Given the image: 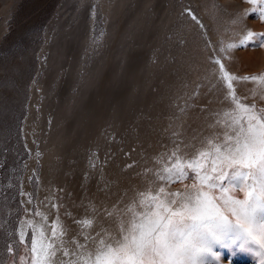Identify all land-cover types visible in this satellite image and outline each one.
<instances>
[{
	"label": "rangeland",
	"instance_id": "obj_1",
	"mask_svg": "<svg viewBox=\"0 0 264 264\" xmlns=\"http://www.w3.org/2000/svg\"><path fill=\"white\" fill-rule=\"evenodd\" d=\"M104 1L108 3V7H105ZM241 1L248 5L241 9L248 22H241V33L236 43L248 38V33L251 32L252 44L228 50V57L223 61L233 75L259 77L264 75V43L257 47L255 42L256 34L264 35V20L259 18L264 2ZM60 2L61 0H20L16 10L7 18L0 13V264H21V259L29 256V247L19 243L21 232L25 234L26 240L30 237L38 238L40 231H44L47 238L51 235L53 225H56L59 234L61 222L66 226H73L75 221L87 218L96 221L94 230L96 225L98 229L109 228L105 210L115 213L117 209L113 205L127 204L139 192L147 191L151 170L155 168V161L160 156L173 152L177 143L181 145L180 155L185 151L191 155L193 145L196 149H201L204 142L215 134L222 136L224 128L215 124L217 119L226 120L229 114L245 115L244 104L255 103L258 108H264V80L242 82L235 86L236 95L242 102L239 113H236L232 111L234 105L227 98L223 84L215 79L218 69L210 60L213 56H220V46L217 44L218 33L221 32L218 11L212 12L214 16L208 27L210 32L216 33L214 40L208 35L202 39L199 35L191 36L195 38V51L187 52L189 59L185 63L180 58L182 56L178 47L176 48L177 45L182 47L179 43L181 39H175L176 43L171 40L174 43L170 46L168 60L175 57L173 61L165 62L166 56L162 55L163 59L159 60L158 66L144 74L141 56L146 57L155 47L149 37L155 31V25L151 28L152 32L148 28L141 30V0H123L119 6V0H93L94 5L90 9L93 49L91 54L85 53V60L90 65L85 70L89 72L99 63L105 67L98 72V83L94 86H97L95 93L98 95H102L104 83L110 87L108 95H127L132 91L130 89L139 75L137 81L140 86H147L145 94H142L144 104L140 108L141 125L119 130L113 139L109 132L102 131L101 124L98 125L96 119H103L110 112L111 105L115 109L118 103L122 104V101H111L109 98L110 108L103 109V99L98 101V107H95L98 116L94 114V123L89 121L85 127L81 124L88 114L81 105L80 113L74 115V112H69L70 116L66 119L65 129L60 137L55 139L51 134L43 135L40 122L44 91L42 85H47L49 72L42 78L35 93L32 84L40 68L41 49L47 42L45 27ZM162 5L159 6L157 17L161 14L159 11ZM154 19L155 16L152 17ZM149 21L150 18H146L145 23ZM209 42L211 45L207 47ZM48 49L47 54H43L45 62V55H49ZM97 49L99 50L96 51ZM163 51L165 52L164 48ZM249 55L253 56L248 57ZM104 57L106 58L103 59ZM79 59L81 60V56ZM104 60L107 62H103ZM176 60L175 65L172 64ZM155 62L157 61L153 63ZM75 64L70 74L72 77L76 76L73 73ZM167 67L172 71L171 74H165ZM82 71L84 72L83 69ZM161 75L163 76L157 77ZM68 88L70 89L67 85ZM69 94L64 95L67 100L70 98L73 102L81 95L78 104L83 103L82 88H77L73 95ZM178 100L185 103L176 105ZM137 109L139 108L135 111ZM132 118L121 112L118 113L116 122L129 124L133 121ZM175 122L177 125L173 126L171 123ZM45 124L47 128L53 125L51 115L47 117ZM114 124L117 126L115 122ZM76 127L80 129L74 133ZM138 136H141V141L134 144V139ZM107 138L109 143L103 144L102 141ZM53 142L60 143L62 149L56 155H49L48 150ZM97 143L98 147L95 146ZM184 144L188 145L187 149ZM105 147H112L113 150L106 152ZM85 159H88L89 170L102 166L112 176L101 175L95 178L86 166H82ZM186 162V159L182 161ZM129 165L132 167H128ZM119 168L121 172L117 171ZM115 171L119 175L115 174L113 177L114 173L111 172ZM188 176L191 178L186 179L184 184L200 183L195 172L188 170ZM95 184L99 185L96 190ZM184 184H174L168 190L183 191ZM158 187V184H152L153 190ZM87 189L88 194L85 195ZM216 194L219 195V192ZM232 194L236 198H243V193ZM29 199L32 203L26 204L25 201ZM54 204L59 207H52ZM32 208L39 214L33 215ZM85 231L87 233L88 229L85 228ZM9 245L13 247L12 252L8 251ZM246 248L248 250L231 256L227 264H261L264 249L256 243H249Z\"/></svg>",
	"mask_w": 264,
	"mask_h": 264
},
{
	"label": "snow or ice",
	"instance_id": "obj_2",
	"mask_svg": "<svg viewBox=\"0 0 264 264\" xmlns=\"http://www.w3.org/2000/svg\"><path fill=\"white\" fill-rule=\"evenodd\" d=\"M191 18L200 24L195 15ZM259 18L264 20V11ZM252 37L249 32L227 50L250 46ZM261 43L264 35L256 34L255 46ZM210 62L218 69L215 79L223 84L232 111L239 113L242 102L235 86L264 80V75H233L221 58L213 56ZM243 111L245 115L217 119L215 124L224 128L222 136L215 134L201 149L193 145L191 155H180L177 143L173 152L160 156L147 191L127 204L113 205L115 213L105 210L109 228L94 232L96 221L88 219L75 221L83 227L71 235L64 226L58 234L56 225L47 238L40 231L38 238L26 240L21 232L19 243L29 247L21 264H227L231 256L248 250L249 243L264 249V108L251 103L244 104ZM188 170L196 173L199 184H184L191 178ZM177 183L184 184L183 191L168 190ZM152 184L159 187L153 190ZM232 193H243V198ZM31 212L39 214L35 208ZM8 251H13L11 245Z\"/></svg>",
	"mask_w": 264,
	"mask_h": 264
},
{
	"label": "bare ground",
	"instance_id": "obj_3",
	"mask_svg": "<svg viewBox=\"0 0 264 264\" xmlns=\"http://www.w3.org/2000/svg\"><path fill=\"white\" fill-rule=\"evenodd\" d=\"M19 1L20 0H0V13L5 14L7 18L16 10ZM121 1L123 3V0H119V2H117L118 6ZM103 4L106 7L108 3L104 1ZM161 4H163L161 7V11H159L161 12V14L157 17V12ZM93 5V0H61L55 13L53 14L52 18L45 27L47 42L44 48L41 49L40 68L37 77L32 84L33 93H35L36 88L39 86V84H41L42 78L46 74L48 75L49 72V81L47 85H42L44 91L43 103L41 106L42 116L40 117V122L43 128V135L50 136L51 134V137H55V139L56 137H60V135H62V132L65 129L66 119L68 118V116H70L69 112H74V115L76 113H80L81 110L79 108L81 105H83L85 111H87L88 113L86 114V116H84V120L81 124H83L85 127L86 123L89 121L94 123V114H96V117L98 116L97 110H95V107H98V101L103 99V109L110 108L109 98L111 99V101H122V104L120 105V103H118L115 109H113V105H111L112 109L110 108V112H108L107 115H104L103 119L99 121L96 119L97 124H101L100 127H102V131L109 132L110 137H112L113 139L115 134L119 130H127V128H136L141 125L142 118L140 108L143 107L144 104L142 94H145L147 86H140L137 81L139 75H137V77L135 78L136 81L130 89L132 91H129L127 95H108L110 87L107 83H104L102 85V95H98L97 93H95L97 86H94L98 83V72L102 71L105 67L103 66V64L99 63L95 65L96 70L94 68H91L89 72H86L85 70L87 69V67H90V65L88 66V62L85 60V53L91 54V51L93 49L91 45L92 15L90 11ZM247 6V3L241 0H141V30L143 28H148L150 32H152L151 28L155 25V31H153L149 35L151 41L155 43V47L152 49V52L149 53L146 57L142 58L141 56V67L143 68V71L145 70L144 74L145 72L149 73L153 71L156 68V65L158 66V63H160L159 60L163 59L162 55L166 56L164 60L165 62L166 60L168 63L173 61V59L175 58L174 57L172 59L171 55L173 54L170 55V60H168V58L169 53L171 52L170 46H173V41H175V39H181L179 43L182 44V47L177 45L176 48L178 47V51L179 53H181L182 56L180 58H183L184 63L189 59V57L186 56L187 52L189 53L190 51H195V38H192L191 36L199 35L200 39H202L208 35L211 39H215L216 33L210 32L208 28L210 26V23H212V18L214 16L212 14L215 13L213 11H218L217 17L220 18L219 26L221 25V32L218 33L219 38L217 41V44L220 46L219 52L220 48L223 47L226 49L228 44L236 43V39L241 33V22H243V20H247L248 22V18L246 17L245 19L244 17L246 15H244V13L241 11V9H245ZM262 11H264V6ZM192 15H195L197 17L203 27H201L200 24H197V22L191 18ZM153 16H155L154 20H152ZM146 18H150V21L145 23ZM189 37H191V39H189ZM213 42L216 43V41ZM210 43L211 42L207 44V47L211 45ZM166 45L168 47H166ZM160 48L162 49L159 50ZM163 48L165 49V52L163 51ZM47 49L49 50V55H45V62L43 60V54H47ZM98 50L99 49H97L96 51ZM178 51L176 50V53ZM202 51H204V49H202ZM227 51L228 50L226 49L225 52H220V56H218L222 59V62H225L223 61L224 58L228 57L226 55ZM232 54L233 53L231 52V55ZM257 55L258 53L256 54V56ZM80 56L81 60L79 59ZM251 56L253 55H249L248 57ZM262 57H264V54H262ZM105 58L106 57H104L103 59ZM154 61L157 62L153 63ZM76 62H78L77 66L75 64ZM103 62H107V60H104ZM175 62H177V60L174 61L172 64L175 65ZM74 64L76 68H74L73 73L76 76L72 77L70 76V74L73 70L72 67ZM82 69L84 70V72L82 71ZM168 69L169 68L167 67V69L164 70L167 71L165 73L166 75L171 74L172 72H170V69ZM162 76L163 75L157 77ZM106 81L108 82L107 78ZM67 85L70 87V89H67ZM77 88H82L84 93V95L82 94V98L84 99L82 104H78L80 102L81 95L78 98H75L73 102H71L72 100L70 98L69 100H67L66 97L69 93V95H73V93L77 91ZM64 95H66V98L64 97ZM178 103L184 104L185 101L181 102V100H178L176 105H179ZM136 108L139 109L135 111ZM121 112L127 113L129 116H132L133 121L129 124L116 122L118 120L117 115ZM101 114H103V112H101ZM49 115H51L52 117L53 125L47 128L45 121ZM178 117H180L181 119V115H179ZM114 122L117 126H115ZM171 124L174 126L177 125V122ZM78 129L80 128L78 127ZM78 129L76 127L73 132L76 133ZM140 141L141 136H138L134 139V144H138ZM102 143H109V139H104ZM98 144L99 143H97L95 146L98 147ZM118 144L119 147H121V144ZM61 149L62 148L60 147V143L57 142L56 144H54L53 142V146L50 147L48 153L49 155H56ZM104 150L106 152L109 150L112 151L113 148L111 147V149H109L105 147ZM32 165L33 163L31 162V166ZM82 166H86L85 168H87L88 172L92 173L95 178L101 175H106L109 177L112 176V174L110 176V171L107 172L100 164L99 166H101V168L97 167L94 168V170H89L88 159H85L82 162ZM117 171L121 172L120 168ZM117 171L111 172L114 173L113 177L119 175L117 174ZM97 186L99 185L95 184L94 189L97 188ZM106 186L104 187L106 188ZM86 194H88V189L85 195ZM106 205L107 203H105V206ZM88 219L89 218L85 220ZM62 225L70 230L69 235L77 233L81 228L79 226L77 227V223L73 226H66L67 224H62L61 222L59 226L61 227ZM59 226L57 227L59 228ZM95 228L96 230H94V232H100L101 228L98 229V225H96Z\"/></svg>",
	"mask_w": 264,
	"mask_h": 264
}]
</instances>
